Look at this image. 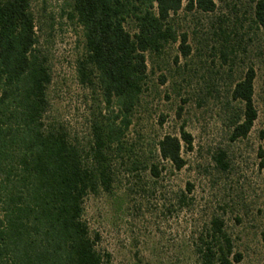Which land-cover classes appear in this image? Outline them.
Listing matches in <instances>:
<instances>
[{"label": "rangeland", "instance_id": "1", "mask_svg": "<svg viewBox=\"0 0 264 264\" xmlns=\"http://www.w3.org/2000/svg\"><path fill=\"white\" fill-rule=\"evenodd\" d=\"M255 1L213 0L208 14L179 11L172 21L177 35H186L189 55L182 57L176 42L146 58L145 89L123 149L110 157V188L82 205L107 264H198L192 242L212 218L223 222L241 256L237 264H264V141L257 138L264 129V42L251 24ZM70 9L69 0L30 2L36 49L50 73L44 122L86 149L92 124L106 112L99 90L76 73L83 39ZM249 67L256 119L246 137L232 141L238 105L229 92ZM181 131L191 149L182 150L184 166L175 171L160 161L156 144L164 135L180 140ZM219 152L225 169L215 162Z\"/></svg>", "mask_w": 264, "mask_h": 264}, {"label": "trees", "instance_id": "2", "mask_svg": "<svg viewBox=\"0 0 264 264\" xmlns=\"http://www.w3.org/2000/svg\"><path fill=\"white\" fill-rule=\"evenodd\" d=\"M69 1L68 18L83 39L76 73L81 83L99 90L106 112L92 124L86 149L44 122L50 73L36 49L31 0H0V264H107L82 218L83 201L110 188V157L123 149L124 132L145 89L146 58L176 42L180 55H189L186 35H177L172 16L215 8L213 0ZM251 24L264 42L263 0L254 2ZM254 78L247 68L229 92L238 105L232 141L246 137L256 119ZM257 138L264 141V129ZM156 147L160 161L178 171L191 139L181 131L180 140L164 135ZM215 162L226 168L222 152ZM149 171L158 176L154 165ZM232 248L218 218L192 242L198 264H237L241 256Z\"/></svg>", "mask_w": 264, "mask_h": 264}]
</instances>
